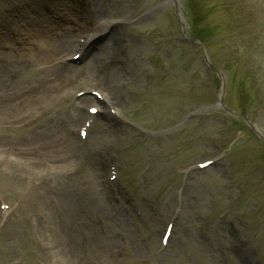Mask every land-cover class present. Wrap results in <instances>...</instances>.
I'll use <instances>...</instances> for the list:
<instances>
[{"label": "rangeland", "instance_id": "374dc122", "mask_svg": "<svg viewBox=\"0 0 264 264\" xmlns=\"http://www.w3.org/2000/svg\"><path fill=\"white\" fill-rule=\"evenodd\" d=\"M73 1L71 7L75 8H69L68 16L76 23L79 2ZM96 1L88 2L80 30L73 33L75 39L107 16L127 13L133 17L118 28L108 47L103 48V41L94 44V56L77 66L84 71L92 69L90 79H72L66 85L69 72L64 76V71H51L48 79L52 81L41 80L65 58L70 65L73 49L65 57L58 56L61 50L52 43L46 46L43 61L34 58L41 47L38 30L54 42L60 39L62 26L53 30L50 24L46 28L29 24L27 36L31 40L21 50L16 49L20 55L0 51L4 71L0 81V200L6 206L0 211V264H245L238 238L239 231L245 235L243 220L253 205L261 208L253 234L264 239L263 141L245 121L243 124L222 107L184 120L197 105L219 102L213 94L220 90V82L202 64V50L182 42L179 29L189 32L193 22L196 32L210 40L209 55L215 64L226 68L225 102L264 133V0H186L188 8L184 0H101L95 7ZM34 8L44 11V0H36ZM24 24L14 25L26 32ZM212 24L215 31L208 29ZM20 37L11 36V42ZM112 50L119 56L108 62ZM117 59L125 63L120 85L130 81V89L122 90L120 101L112 95L124 116L125 133L107 128L105 121L97 118L84 148H76L75 143L61 147L58 154L74 158L75 173L66 177L69 186L78 192L79 187L99 185L113 217L109 221L102 211L91 210L82 201L78 209L81 216L70 232L77 251L73 256L65 255L60 233L67 228L63 222V227L58 225L54 208L42 204L37 194L27 197L28 189L34 188L30 180L47 177L48 190L59 181L57 175L51 180L55 173L52 154L41 145V138L33 137L42 133L43 138H51L57 128L64 134L71 128L76 137L82 112L95 104H75L77 93L85 88L104 89L113 69L108 67ZM245 64L253 72L244 73ZM19 65L27 67L21 70ZM13 71L18 72L14 78ZM7 76L13 81L12 90L2 87ZM41 82L48 83L44 85L50 89L46 90L47 98L35 96ZM56 84L61 86L56 89ZM60 113L80 116L71 125L66 118L58 120ZM104 130L110 131L103 141ZM114 132L118 140L112 143ZM212 157L218 162L210 167L189 169ZM27 159L36 169L26 165L20 172L19 160ZM113 165L119 178L109 183ZM169 221L174 224L173 234L169 245L162 247L161 235ZM108 232L116 244L104 240ZM253 234L248 242L255 257ZM84 235L89 237L87 242ZM58 253L61 259L57 263L53 254Z\"/></svg>", "mask_w": 264, "mask_h": 264}, {"label": "bare ground", "instance_id": "6f19581e", "mask_svg": "<svg viewBox=\"0 0 264 264\" xmlns=\"http://www.w3.org/2000/svg\"><path fill=\"white\" fill-rule=\"evenodd\" d=\"M67 2L72 6V2L73 0H67ZM97 4L95 7H98L99 5H101L102 1L98 0L96 1ZM70 8L69 5L64 6L61 10L56 11L55 10V15H52L49 13H43L41 14V18H38V16H34L33 14H31L27 9H23L21 13H25L27 14V17L23 18L22 21L26 24L25 27H27V30L30 29V27H28L29 24H37L40 25V23L44 22L45 20H49L50 25H52L53 27V22L57 21L59 22V20H61V18L64 16L65 14L63 12L64 8ZM71 8H75V7H71ZM78 8V5H76V10ZM57 17V19H55ZM12 19L11 18H3L2 21H0V32H4L3 36H8L10 34H12L14 31H16V26L14 24L11 23ZM113 23V22H112ZM120 25V23H115V24H111V22H107L103 28H100L99 30H97L94 34L92 35H88L89 39L88 41L82 46L81 50L82 51H86V49L92 45L97 39H99L102 36H105L107 34H110L111 32H113L109 37L110 39L112 38L111 36H115V34L119 33L118 29H114V27ZM8 26V28L6 30H4V27ZM31 26V25H30ZM109 26H112L113 29H110V33L108 31ZM122 26V25H121ZM35 28V27H34ZM120 28V27H119ZM33 29V28H32ZM27 33V32H26ZM33 33V32H32ZM68 33V34H66ZM65 34H63L61 36V38L59 40H55L54 42L52 41V38L50 35H48L45 31L43 30H38V34L41 37L40 39V52L39 54H35L34 58L36 61H43L44 56L46 55V46L52 43V47H55L56 50L60 49L61 52L58 53L59 55H63L65 57V53L68 52V50L74 49L77 46L75 37L73 35V32H66ZM110 39L106 41V43L103 46L104 47H108L110 44ZM55 43V44H54ZM39 44V45H40ZM11 48L12 52H16L18 50L17 46L14 45H10L7 46V48ZM2 49L6 48L4 45H2L1 47ZM111 55V57L109 58L110 60H108V62L111 61L112 56H119L118 52H114L113 50L111 52H109ZM94 56V53H93ZM122 58V57H121ZM124 59V58H122ZM117 62L120 63H124L122 60L117 59ZM14 64V63H13ZM60 66H56L54 65V68L49 69L48 71L45 72L44 77L41 79L42 81H52V79H48L50 77V72L54 71V74H56V72H60V71H64V76H67L70 73V80H68V82L66 83V85H68L72 79H82V80H86V79H90L93 75L92 73V69L91 71H84L81 68H78L76 65H74L72 63V65H69L68 63H60ZM19 67L21 70L24 67H27V65H19L17 66ZM66 67V68H65ZM4 69H6V66H3ZM109 68V67H108ZM69 72V73H67ZM4 73V71L1 69L0 66V81L2 79V74ZM9 76H7L6 78V82L2 84L3 89L5 90H12L11 86H12V82L10 79H8ZM48 83L45 82H41V88L39 90V92L36 95L40 96V97H45L47 98L49 96V94H47L46 90H50L49 88L47 89L46 85ZM57 85V86H56ZM55 88L57 89L58 85L56 84ZM51 86V84H49V87ZM104 87V91L106 93V95H108V93L106 92V90L109 88L107 84L103 85ZM130 89V86H129ZM14 91L19 92V90L14 89ZM8 92V91H5ZM10 93V92H8ZM114 94V99H117L120 101L121 97L124 95V91H122V89L118 88L113 92ZM43 95V96H42ZM8 96V95H7ZM7 96H3L4 98H6ZM10 98V96H8ZM124 97V96H123ZM92 100V97L89 95H82L80 97H78L77 99V103L80 105L82 103H86L88 101ZM114 104L116 105V103L114 102ZM83 105V104H82ZM79 108V107H78ZM7 110V109H6ZM1 111V109H0ZM84 115V113L82 114ZM80 116V114H71L70 116L67 115V113L63 114L60 113L58 116V120L61 118H66L67 121L72 125L76 122V120L78 119V117ZM57 120V121H58ZM53 129H50V131ZM70 133L68 134H64L60 128L54 129L55 133L51 136V138H43V134L39 133L38 135H35L33 138L38 139L41 138V145L45 146L48 151L52 154V168L55 170V173L53 176H51V180L53 177H55L56 175L59 177V181H57V183L54 185H51L50 189L48 190L46 187V184L44 185L45 190L43 193V204L47 205L50 204V208L53 209L54 208V212L57 215V223L58 225L63 222L64 227L67 228V232L64 229V232L61 230L62 234V243L63 245V250L65 252V255H74V253L77 251L76 249V244L74 242V237L73 235H71V231L73 228V224L74 222H78L77 221V217H80L81 214L78 212L79 204L84 201V203H86L87 208H90L91 210H100L102 211L106 216L107 219L110 221V217H113L111 214H109V210L106 208V203L103 202L102 200V190L100 188L99 185L96 186H92V187H87L86 189L79 187V191L77 192L76 189H74L73 187L69 186L68 184V180H67V176L71 175V173L74 171L75 172V167L74 166V158L71 159L68 154L67 156H65L64 154H62L61 156H58V154L60 153V149L61 147H68L70 145L73 144H77V136L74 137L73 135V131L70 128ZM102 131V128L99 130ZM105 135L102 136L101 139L106 140L105 136L108 137V131L104 130ZM95 139V138H94ZM24 141V140H23ZM110 141L112 143H114V138L112 139V137L110 138ZM109 141V142H110ZM75 144V146H76ZM98 144L97 138L95 139V145ZM73 155V154H72ZM46 160V159H45ZM26 165H29V167H33L35 168L36 166H32L31 164V160L27 159V160H19V164H17V167L19 166L20 168V172H22L24 170V168L26 167ZM46 166H50V164L46 165ZM36 169V168H35ZM41 171V169H40ZM38 173V172H37ZM23 175V174H22ZM46 179H48L46 177ZM46 179L44 178V181H46ZM38 194V193H37ZM32 192L31 189H28L27 191V197L31 198ZM80 201V202H79ZM82 206V205H80ZM43 216V215H42ZM78 224V223H77ZM87 225H90V223H87ZM63 227V226H61ZM109 233V232H108ZM64 234V235H63ZM113 237L110 235V233L108 235H106V237L104 238V240H106V242L108 241V239H110V245L116 244V240L113 238V240H111ZM82 239V238H79ZM100 239V238H99ZM81 241H79V246L81 248ZM61 243V244H62ZM92 243V240L91 242ZM131 243V242H130ZM132 244V243H131ZM91 250V251H90ZM93 252L92 249V244H90V249H89V253ZM53 258H55V260L57 261V263L59 262V259H61V256L58 254H53Z\"/></svg>", "mask_w": 264, "mask_h": 264}]
</instances>
